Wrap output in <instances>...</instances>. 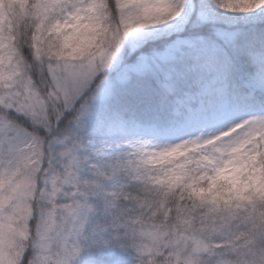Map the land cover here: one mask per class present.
I'll list each match as a JSON object with an SVG mask.
<instances>
[{"label":"snow or ice","instance_id":"obj_1","mask_svg":"<svg viewBox=\"0 0 264 264\" xmlns=\"http://www.w3.org/2000/svg\"><path fill=\"white\" fill-rule=\"evenodd\" d=\"M0 264H264V0H0Z\"/></svg>","mask_w":264,"mask_h":264}]
</instances>
